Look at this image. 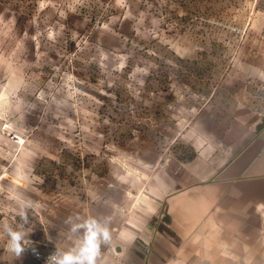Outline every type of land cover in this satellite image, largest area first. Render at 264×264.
<instances>
[{
	"label": "rangeland",
	"instance_id": "1",
	"mask_svg": "<svg viewBox=\"0 0 264 264\" xmlns=\"http://www.w3.org/2000/svg\"><path fill=\"white\" fill-rule=\"evenodd\" d=\"M264 113V0H0V222L19 259L71 246L69 215L126 222L156 170H181Z\"/></svg>",
	"mask_w": 264,
	"mask_h": 264
},
{
	"label": "crops",
	"instance_id": "2",
	"mask_svg": "<svg viewBox=\"0 0 264 264\" xmlns=\"http://www.w3.org/2000/svg\"><path fill=\"white\" fill-rule=\"evenodd\" d=\"M257 122L252 135L229 132V144L218 140L181 170H156L142 183L113 231L115 247L102 248L106 264H264V113Z\"/></svg>",
	"mask_w": 264,
	"mask_h": 264
},
{
	"label": "clouds",
	"instance_id": "3",
	"mask_svg": "<svg viewBox=\"0 0 264 264\" xmlns=\"http://www.w3.org/2000/svg\"><path fill=\"white\" fill-rule=\"evenodd\" d=\"M17 205L19 222L15 227L7 221L0 222V239L6 241L5 250L19 259L32 246V241L28 239L32 231L28 227V211L33 204L20 198ZM111 220V217L69 215L64 223L68 226L66 235L71 240V246L62 248L56 245V251L48 258V264H106L102 258V248L115 247Z\"/></svg>",
	"mask_w": 264,
	"mask_h": 264
},
{
	"label": "built area",
	"instance_id": "4",
	"mask_svg": "<svg viewBox=\"0 0 264 264\" xmlns=\"http://www.w3.org/2000/svg\"><path fill=\"white\" fill-rule=\"evenodd\" d=\"M58 246L65 248L61 245H58ZM142 250L147 252L148 246L147 245H144V247L142 246ZM55 251H56V245L54 244V245H50L44 249H35V251L32 250L31 254H32V257L35 259V261L38 264H48V258ZM115 264H147V262L145 259L141 260L139 262H128V261H125L123 259H117Z\"/></svg>",
	"mask_w": 264,
	"mask_h": 264
}]
</instances>
